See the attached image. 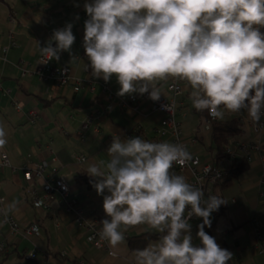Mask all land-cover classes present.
<instances>
[{
    "label": "crops",
    "instance_id": "obj_1",
    "mask_svg": "<svg viewBox=\"0 0 264 264\" xmlns=\"http://www.w3.org/2000/svg\"><path fill=\"white\" fill-rule=\"evenodd\" d=\"M83 4L84 0H0V44L10 43L11 32L17 39V45L7 52L0 51V126L6 133L0 157L7 153L11 160V165L0 171V191L5 198L0 203V264H136L129 237L146 232L158 234L154 230L145 231L146 226L141 225L129 228L124 242L115 248L109 244L99 247L89 239V228L77 222L59 193L49 207L34 206L28 194L31 186L41 191L44 180H29L22 167L52 160L56 154L57 160L53 163L71 182V196L78 200L87 221L102 227L101 221L107 218L103 197L90 183L94 178L84 172L89 164L109 159L107 149L115 135L121 139L141 136L153 142H175L172 128L163 124L166 114L154 108L149 100L132 103L131 94L117 95L120 85L115 76L105 82L90 75L91 69L87 68L90 62L83 47L87 19ZM77 14L79 19H76ZM68 22L73 23L76 39L71 55L62 51L57 62L70 67L72 80L61 87H49L34 71L38 56L42 53L41 47L47 46L53 30ZM55 43L53 41V46ZM171 81L170 78L159 82L160 92L172 95ZM180 82L184 92L177 98L178 115L183 121L188 150L201 164L223 160L224 157L217 158L212 121L192 107L191 89L184 81ZM126 100L129 102L123 103ZM30 110H35L38 116L32 115ZM234 116L242 118L246 132L231 137L227 148L234 145L239 159L247 158L250 166L232 183L225 184L227 177L214 188V195L221 196L227 203L211 214V227L205 225V231L217 242H226L233 253L228 264H264L261 241L253 225L254 217L264 219L263 163L258 154L247 156L239 146L256 135L247 124L250 119L247 112L226 113L224 119ZM85 122H89V127L82 140L79 131ZM258 135L263 138L264 130ZM81 155L87 158L80 160ZM172 171L194 185L195 175L191 169L181 172L174 164ZM13 204L14 208L8 207ZM2 209L14 215L23 226L39 224L41 232L31 235L13 232L3 222ZM202 222L203 218L196 216L190 222L193 242L197 244L200 242L196 233ZM34 248L41 252L37 259L27 255Z\"/></svg>",
    "mask_w": 264,
    "mask_h": 264
},
{
    "label": "clouds",
    "instance_id": "obj_2",
    "mask_svg": "<svg viewBox=\"0 0 264 264\" xmlns=\"http://www.w3.org/2000/svg\"><path fill=\"white\" fill-rule=\"evenodd\" d=\"M83 7L87 68L105 82L115 76L118 96L148 93L159 100V82L177 79L190 87L192 107L214 120L242 110L254 123L261 120L264 0H84ZM75 39L72 22L54 29L40 46L47 59L39 63L59 60L62 51L71 55ZM5 137L0 126V146ZM107 154V161H93L84 171L103 197L100 239L115 248L129 228L144 225L158 239L135 251L136 264H228L233 253L205 231L227 200L205 199L201 187L172 171L192 159L183 144L115 135ZM193 216L203 218L199 244Z\"/></svg>",
    "mask_w": 264,
    "mask_h": 264
},
{
    "label": "built area",
    "instance_id": "obj_3",
    "mask_svg": "<svg viewBox=\"0 0 264 264\" xmlns=\"http://www.w3.org/2000/svg\"><path fill=\"white\" fill-rule=\"evenodd\" d=\"M12 22H14V19L12 20ZM10 38L11 39L9 44H0V51L3 50V52H7L10 47L17 45V39L14 32H11ZM46 59L47 57L42 53H40V55L38 56L39 62ZM34 71L39 74L40 78L44 80L49 87H61L71 83L72 80L70 67L57 62L56 59L49 60L46 64L38 63ZM169 90L172 92V95L168 96V94L161 92L159 100L154 101L149 98L148 93H144L141 96L131 94L129 97V101L132 103H136L140 101V99L149 100L154 108L164 112L166 114V117L163 120V124L168 125L172 128L175 142L181 143L187 148V144L184 139L183 121L178 115L179 107L177 98L184 92L183 84L180 82V80L172 79L171 83L169 84ZM129 101L126 100L123 103L127 104ZM166 105L167 107H165ZM29 112L32 115L38 116L35 110H30ZM247 124L256 132V135L250 141L242 142L239 146L245 150L247 156L252 155V153L258 154L260 156V159L262 160L264 171V137L261 138V136L258 135L259 132H262V130H264V118L261 117V120L258 123H254L253 121H251V119H249ZM88 127L89 122H85L83 129L79 131V136L82 140H84L86 137V130L88 129ZM236 156L237 150L235 149V146L228 145L227 156L226 158L224 157L223 160H216L213 162H206L201 164V160L197 156L192 154V159L185 162L184 165H175L181 172H185L188 169H191L193 171L195 175L194 185L203 189L206 199L208 194L214 195V188L227 179L228 159L231 160V158H235ZM86 158L87 157L85 155L79 156L80 160H85ZM55 160H57V155L53 154L52 160H42L38 163H35L34 165L29 164L22 167L25 172L26 178H28L29 180H35L38 178H42L44 180L43 189L41 191L35 186L29 187L28 194L31 198L32 204L36 207H49L53 199L56 197V194L59 193L66 201L68 210L74 212L77 222L79 224L86 225L89 228V239L95 242V244H97L99 247H107L108 242L106 240L100 239L99 237V232L102 227L87 221L78 200L74 199L71 196V182L61 171V168L57 164L53 163V161ZM10 165L11 160L8 154L4 153L0 157V171L6 166ZM4 200L5 198L0 191V201L3 202ZM1 212L3 215V222L5 224H8L13 232L20 234L25 233L27 235L39 234L41 232V227L39 226V224L31 223L29 225L23 226L14 215L7 213L5 209H2ZM194 218L195 216L192 217L191 221ZM253 225L261 241V252L264 253V219L254 217ZM40 253L41 252L39 249L34 248L29 251L27 255L32 259H37Z\"/></svg>",
    "mask_w": 264,
    "mask_h": 264
},
{
    "label": "trees",
    "instance_id": "obj_4",
    "mask_svg": "<svg viewBox=\"0 0 264 264\" xmlns=\"http://www.w3.org/2000/svg\"><path fill=\"white\" fill-rule=\"evenodd\" d=\"M200 112L202 115L208 117L212 121V135L218 148L217 158H226V149L229 139L234 136L236 137L238 135H242L246 132L242 118L239 116H234L230 119L214 120L208 115L207 110ZM249 166L250 163L247 158L239 159V157L236 156L235 158H231V160L228 159L227 177L229 179L227 182H225V184L232 183L234 179L239 177V175L243 171L247 170ZM79 180L83 181L82 178H79ZM157 237L158 234L146 232L138 236L129 237L128 243L130 248L133 251H136L137 249L146 247L152 239H156ZM218 242L221 247L228 249L225 241L219 240Z\"/></svg>",
    "mask_w": 264,
    "mask_h": 264
}]
</instances>
